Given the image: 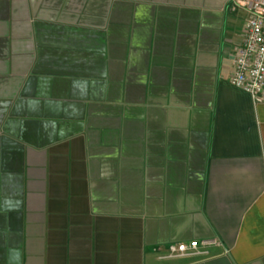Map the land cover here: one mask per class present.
Here are the masks:
<instances>
[{
	"label": "crops",
	"instance_id": "obj_1",
	"mask_svg": "<svg viewBox=\"0 0 264 264\" xmlns=\"http://www.w3.org/2000/svg\"><path fill=\"white\" fill-rule=\"evenodd\" d=\"M239 1L0 0V264H264Z\"/></svg>",
	"mask_w": 264,
	"mask_h": 264
},
{
	"label": "built area",
	"instance_id": "obj_2",
	"mask_svg": "<svg viewBox=\"0 0 264 264\" xmlns=\"http://www.w3.org/2000/svg\"><path fill=\"white\" fill-rule=\"evenodd\" d=\"M246 13L243 38L235 49L229 83L248 94L255 103L264 102V0H241ZM216 241H192L168 246L167 258L206 256Z\"/></svg>",
	"mask_w": 264,
	"mask_h": 264
}]
</instances>
